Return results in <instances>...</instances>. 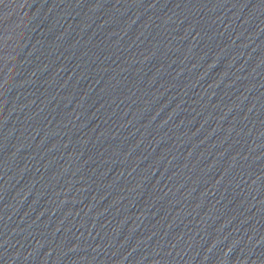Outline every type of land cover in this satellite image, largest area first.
Returning a JSON list of instances; mask_svg holds the SVG:
<instances>
[{"label":"water","instance_id":"95a60500","mask_svg":"<svg viewBox=\"0 0 264 264\" xmlns=\"http://www.w3.org/2000/svg\"><path fill=\"white\" fill-rule=\"evenodd\" d=\"M0 264H264V0H0Z\"/></svg>","mask_w":264,"mask_h":264}]
</instances>
